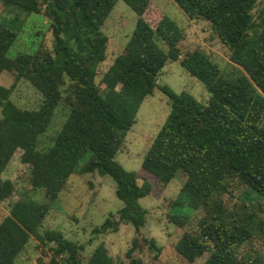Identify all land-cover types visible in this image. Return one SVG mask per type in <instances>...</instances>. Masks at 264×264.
Segmentation results:
<instances>
[{
  "label": "trees",
  "instance_id": "16d2710c",
  "mask_svg": "<svg viewBox=\"0 0 264 264\" xmlns=\"http://www.w3.org/2000/svg\"><path fill=\"white\" fill-rule=\"evenodd\" d=\"M41 1L51 16V49L40 44L33 52L11 58L7 52L17 31L0 19V73L11 70L13 83L24 78L42 96L37 108H22L9 99L13 85L0 84V201L13 194V181L3 178L2 172L17 150H21L20 160L30 167L32 188H41L49 199H55L90 149L81 170L114 179L116 195L123 201L119 218L139 233L146 213L139 199L149 194L151 185L147 181L138 184L135 172L125 169L115 155L142 99L157 86L168 96L170 110L143 156L142 167L164 184L182 172L184 180L171 207L185 202L192 211L204 209L197 229L185 230L178 239L177 252L193 261L207 251L203 264H264L259 255L237 253L255 227L264 232V219L228 209L219 196L232 181L264 196V8L256 21L257 0H174L188 17L212 25L230 61L242 69L228 74L199 48L180 57L181 28L166 14L152 24L144 16L151 0H123L137 14L135 25L123 51L103 73L101 87L95 81L107 43L101 26L117 0ZM41 1L3 0L25 13L38 12ZM168 60H179L204 84L210 93L205 103L188 91L175 92L156 82ZM63 99L69 112L53 142L40 149L39 137ZM49 207L48 202L33 198L12 203L0 221V264H13L30 236L54 242L55 254L67 253L63 264H78L81 244L54 229L38 233ZM168 217L183 226L189 214L168 213ZM110 224L106 217L96 230L103 231ZM147 241L150 248L158 249L153 238ZM132 242L137 243V237ZM132 251V246L126 251L129 262L114 261L99 243L87 264H135ZM42 264L60 263L53 256Z\"/></svg>",
  "mask_w": 264,
  "mask_h": 264
},
{
  "label": "rangeland",
  "instance_id": "374dc122",
  "mask_svg": "<svg viewBox=\"0 0 264 264\" xmlns=\"http://www.w3.org/2000/svg\"><path fill=\"white\" fill-rule=\"evenodd\" d=\"M41 2L38 12L25 13L0 0V19L8 22L10 27L17 31V36L7 52L11 58L19 53L33 52L40 44L52 48L51 16L49 11H46L47 4ZM262 8L264 0H257L253 8L256 21L259 20ZM164 14L170 16L182 30V38L178 42L180 57L199 48L225 73L235 74L242 70L239 65L230 61L227 48L219 40L209 21L188 17L174 0H151L144 12V16L152 24ZM136 17L135 11L123 0H117L102 24L101 30L107 36L105 59L99 63L95 77L101 87V77L115 57L123 51ZM158 43L167 49L163 40L158 39ZM13 82L14 72L3 70L0 74V84L6 87L13 85L9 99L22 108H37L42 99L40 92L24 78ZM156 82L167 85L175 92L188 91L204 103L210 95L204 84L191 75L179 60L166 61L157 74ZM67 85L66 83L63 86V90ZM169 110L168 96L155 86L152 93L142 99L135 114V121L115 155V159L125 169L135 172L138 184L147 181L151 185L149 194L139 199L140 205L146 210L145 221L139 233L135 232L130 222L119 218L118 210L123 201L116 195L114 179L109 174L81 170V166L91 154L90 149L84 152L77 170L68 177L64 188L55 199H49L41 188H32L29 183L30 167L20 160L21 150H17L2 172L3 178L13 181L14 191L8 199L0 201V221L9 213L14 201L33 198L50 205L38 227V233L54 229L60 232L63 238L81 244L83 248L77 254L78 264H87L89 256L99 243L104 244L114 261L129 262L126 251L132 246L131 259H135V264H203L209 252L206 251L195 260L189 261L176 249V243L182 233L185 230L197 229V221L204 214L203 208L192 211L185 202L180 207H171L170 203L179 192L184 174L178 171L164 184L141 164L150 142ZM68 112L69 105L63 99L56 106L48 128L39 137L40 149H46L53 142ZM219 196L228 209L238 213H251L256 220L264 219V196L244 183L232 181L227 190ZM168 213L189 214V219L183 226H178L170 221ZM106 217L110 218L111 224L105 230L97 231L96 228L102 225ZM134 237H137L135 244L132 242ZM149 238L154 239L158 249L149 247ZM54 246L52 241L41 242L35 236H30L13 264H42L53 256L60 264L65 263L67 253L55 254ZM237 253L240 256L259 255L264 258V232L255 227L253 235L238 248Z\"/></svg>",
  "mask_w": 264,
  "mask_h": 264
},
{
  "label": "crops",
  "instance_id": "0c3cea01",
  "mask_svg": "<svg viewBox=\"0 0 264 264\" xmlns=\"http://www.w3.org/2000/svg\"><path fill=\"white\" fill-rule=\"evenodd\" d=\"M1 73H2V72H1ZM1 73H0V74H1Z\"/></svg>",
  "mask_w": 264,
  "mask_h": 264
}]
</instances>
